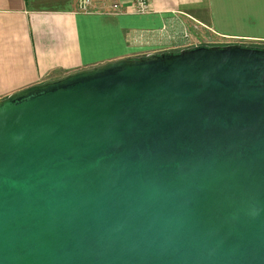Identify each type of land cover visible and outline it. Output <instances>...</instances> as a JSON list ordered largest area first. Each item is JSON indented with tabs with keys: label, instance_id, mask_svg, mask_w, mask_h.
I'll list each match as a JSON object with an SVG mask.
<instances>
[{
	"label": "water",
	"instance_id": "1",
	"mask_svg": "<svg viewBox=\"0 0 264 264\" xmlns=\"http://www.w3.org/2000/svg\"><path fill=\"white\" fill-rule=\"evenodd\" d=\"M0 264H264V46L122 58L0 100Z\"/></svg>",
	"mask_w": 264,
	"mask_h": 264
},
{
	"label": "crops",
	"instance_id": "2",
	"mask_svg": "<svg viewBox=\"0 0 264 264\" xmlns=\"http://www.w3.org/2000/svg\"><path fill=\"white\" fill-rule=\"evenodd\" d=\"M76 12V0H0V100L122 58L196 44L264 46V0H151L143 16ZM185 33L188 38H185Z\"/></svg>",
	"mask_w": 264,
	"mask_h": 264
},
{
	"label": "built area",
	"instance_id": "3",
	"mask_svg": "<svg viewBox=\"0 0 264 264\" xmlns=\"http://www.w3.org/2000/svg\"><path fill=\"white\" fill-rule=\"evenodd\" d=\"M93 4V0H76V12L88 14ZM99 9L102 14L143 16L151 13V0H129V4L125 7L119 1H112L108 4H100ZM185 38H188L187 33H185Z\"/></svg>",
	"mask_w": 264,
	"mask_h": 264
}]
</instances>
